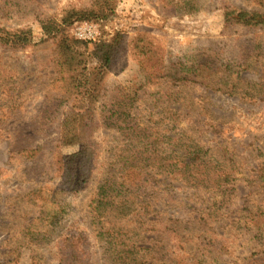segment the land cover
<instances>
[{"label":"rangeland","instance_id":"1","mask_svg":"<svg viewBox=\"0 0 264 264\" xmlns=\"http://www.w3.org/2000/svg\"><path fill=\"white\" fill-rule=\"evenodd\" d=\"M94 2L0 0V30L13 35L23 28L31 39L24 47L0 40V264H59L63 236L77 233L86 237L81 264H264V225L252 221L258 207L264 212V179L255 171L264 165V27L229 23L224 14L227 6L264 13V2L109 0L99 20L63 22ZM49 17L68 36L89 41V51L115 36L121 40L112 67L87 66L88 87L97 96L90 137L96 157L90 176L72 186L63 184L60 162L85 143L76 124L62 122L65 114L85 111L88 99L82 93L59 102L55 42L41 24ZM199 65L233 72L235 94L213 92L191 77ZM157 67L166 76L153 75ZM117 88L138 94L133 112L155 132L179 136L183 130L214 153L233 154L236 179L216 214H206L219 198L215 192L176 183L153 198L148 217L94 210L99 185L127 145L104 124L103 103ZM51 105L57 111L48 122ZM177 145L167 139L161 147ZM51 202L57 213L48 221ZM199 216L201 223L193 221Z\"/></svg>","mask_w":264,"mask_h":264},{"label":"trees","instance_id":"2","mask_svg":"<svg viewBox=\"0 0 264 264\" xmlns=\"http://www.w3.org/2000/svg\"><path fill=\"white\" fill-rule=\"evenodd\" d=\"M256 1L264 2V0ZM108 2L109 0H95L94 5L89 9L75 10L69 15L70 19L65 18L63 22L68 23L74 18L76 20H99L100 15H105L103 9ZM97 6H99L98 9ZM110 9L111 7H108V10ZM224 14L229 23L248 27H264V13L259 11L227 6ZM41 24L47 38H52L55 42L57 72L62 83V101L59 102H69L75 94L82 93L87 94L88 99L85 111L75 112L73 115L65 114L62 122L65 128L72 123L76 124L80 129L81 139L85 143L80 151L66 156L60 162L63 184L72 186L78 178L84 182L90 176L96 157V142L91 141L90 137L91 129L94 126V108L97 96L88 87L87 66L90 62L97 61L107 69L112 67L121 40L119 36H115L109 42L95 43L93 49L89 51L87 47L89 41L68 36L52 18L42 20ZM15 34L10 35L9 31L1 29L0 40L11 43L12 47H24L30 43L29 31L20 28L15 31ZM160 73L166 76L161 72V67H157L153 71L155 76H159ZM191 77L201 79L202 85L213 92L235 94L237 78L229 70H220L219 68L211 70L204 65H199L191 71ZM137 95L136 92L117 88L110 96H107V100L103 103L107 106L104 110L105 126L120 133L126 139L127 145L117 153L118 165L114 168L113 173L99 185L93 200L94 210H102L103 215L117 212L119 215L136 213L141 217H148L155 211V199L153 198H157L158 195L165 192L168 185L176 183L188 186L192 190L201 188L215 192L213 196L218 195L219 198H215L216 200L214 199L211 206L207 207L210 211L206 214L209 217L216 214L221 207L220 203L228 202L229 192L233 189L229 184L236 179L231 161L233 154H229L228 150L223 148L214 153L197 137H191L183 130L179 136L169 135L167 131L166 133L161 130L155 132L151 128L153 125L143 122L133 112L138 101ZM56 109L52 105L47 108V114L43 119L48 122L53 121ZM171 120L177 119L171 118ZM167 130L170 131V126L167 127ZM167 139L179 142L182 146L177 145L180 147L179 149L161 147V144ZM222 152H225L226 156H223ZM224 158L227 161L223 160ZM255 171L258 178L264 179V165L258 166ZM226 193H228L227 197H225ZM55 205L51 202L52 207L49 208L48 218H46L48 221L54 219L57 213ZM258 209L254 216L255 219L252 221L253 223L262 222L264 225V212L261 208L258 207ZM206 210L204 209V211ZM202 219L199 216L193 221L201 223ZM168 221L179 222L176 219H168ZM181 222L192 224L190 220ZM179 235L182 239L184 238L182 234L178 233L176 237L178 238ZM85 239V236L78 235V233L73 236L69 234L63 236V240L59 244V250L63 251L60 254L59 264L84 263V248L79 244ZM126 252H133V249L128 248Z\"/></svg>","mask_w":264,"mask_h":264}]
</instances>
